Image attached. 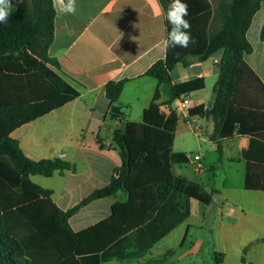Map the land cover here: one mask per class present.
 Segmentation results:
<instances>
[{
    "label": "trees",
    "instance_id": "16d2710c",
    "mask_svg": "<svg viewBox=\"0 0 264 264\" xmlns=\"http://www.w3.org/2000/svg\"><path fill=\"white\" fill-rule=\"evenodd\" d=\"M160 1L167 12V0ZM204 2L207 10L204 39L199 45L168 48L166 58L151 66L146 75L174 93L167 103L172 105L184 89L194 84L173 86V66L184 62L189 55L206 60L224 50L215 86V105L212 109L203 106L190 109L189 114L212 117L218 139L252 135L262 127L247 124L244 119L247 113L242 112L248 110L242 109L244 103L239 102V93L246 89L255 96L259 94L257 86L264 90V84L245 61V56L253 51L247 32L264 0L227 3L220 9L221 28L210 36L208 23L214 14L209 0ZM188 11L185 19L191 23L192 17L200 12ZM55 13L53 0H20L7 23H0V264H102L114 258L140 259L190 216L192 199L209 206L216 190L210 192L202 184L175 174L174 164L188 160L185 155L173 152L180 118L175 111L170 115L161 112L159 88L144 111L143 121H128L123 132L115 133L122 166L119 176L113 177L107 186L64 211L54 202L53 190L32 181V176L49 178L56 172L75 170V166L62 159L28 158L19 141L11 136L20 127L80 97V92L59 73L65 60L51 58L48 53L55 38ZM168 27L170 31L169 23ZM127 82L126 79L110 81L105 87L110 102L108 116L112 120L127 118L118 104ZM255 107L253 111L261 109L259 105ZM218 146L220 149V143ZM243 158L245 189L264 191V142L250 138ZM120 191L127 198L112 207L109 218L83 231L72 229L70 220L83 207ZM133 232L143 239L138 248L124 253L122 246L130 241ZM172 253L169 251L164 258L150 264H162ZM216 262L224 264V254L217 253Z\"/></svg>",
    "mask_w": 264,
    "mask_h": 264
},
{
    "label": "crops",
    "instance_id": "0c3cea01",
    "mask_svg": "<svg viewBox=\"0 0 264 264\" xmlns=\"http://www.w3.org/2000/svg\"><path fill=\"white\" fill-rule=\"evenodd\" d=\"M231 1L209 0L214 17L208 23V36L221 28L220 9ZM170 2L167 0L168 4ZM182 2L188 4V10L200 12L190 23L194 41L190 45H199L205 35L206 3L204 0ZM76 8L75 14L55 13V38L48 53L51 58L65 60L59 73L80 92V97L11 134L28 158L34 161L62 159L75 166V170L56 172L53 177H31L34 183L53 190L54 202L64 211L74 208L94 191L107 186L113 177L119 176L122 159L121 149L114 142L115 133L123 132L128 121H143L144 111L151 105L158 88L162 104H167L174 95L168 87L159 86L155 78L146 75L151 66L166 58L168 51L162 44L169 27L160 0H76ZM252 19L247 39L253 51L245 56V61L264 84V2ZM224 52L220 50L206 60L189 55L184 62L173 66V86L194 83L191 88L184 89L180 97L191 100L190 109L199 106L212 109L215 105V86ZM124 79L128 82L118 104L123 107L126 117V110H130L131 119L112 120L108 116L110 102L104 90L110 81ZM257 89L259 94L255 96L246 89L239 93V102L245 104L242 109L248 111L242 112L237 107L238 111L247 113L244 118L247 124L262 127L252 135L236 134L232 138L218 139L212 117L177 112L180 119L173 152L185 155L188 161L178 162L172 168L177 176L202 184L210 192L216 190L214 195L222 201L219 205L215 196L211 205H205L195 226L200 230L208 228L209 250L215 256L224 254V264H229L232 252L235 257L245 256V264H264V191L244 187L246 161L243 151L250 138L264 142V90L259 86ZM256 105L261 109L253 111ZM135 106L137 118L132 119ZM197 127L201 129V135L196 131ZM196 156L201 158V170L196 168ZM234 181L241 185H228ZM126 198L120 191L115 196L89 203L71 218L72 229L83 231L109 218L112 207ZM198 203L192 199L190 216L140 259L122 261L114 258L102 264H150L164 258L169 251L173 252L171 255L175 254V248L182 249L186 244L192 245L194 250L200 248L204 242L195 239L190 224L191 219H195V206L200 209ZM129 238L130 241L122 246L124 253L138 248L143 239L137 232ZM167 263L166 259L162 264Z\"/></svg>",
    "mask_w": 264,
    "mask_h": 264
},
{
    "label": "clouds",
    "instance_id": "9594fccd",
    "mask_svg": "<svg viewBox=\"0 0 264 264\" xmlns=\"http://www.w3.org/2000/svg\"><path fill=\"white\" fill-rule=\"evenodd\" d=\"M53 9L61 14H75L77 11L76 0H53ZM14 11L10 0H0V23H7ZM189 15L188 4L182 0H171L165 15V19L171 25V29L162 44L165 49L183 47L187 48L194 43L190 29V22L185 19Z\"/></svg>",
    "mask_w": 264,
    "mask_h": 264
},
{
    "label": "rangeland",
    "instance_id": "374dc122",
    "mask_svg": "<svg viewBox=\"0 0 264 264\" xmlns=\"http://www.w3.org/2000/svg\"><path fill=\"white\" fill-rule=\"evenodd\" d=\"M10 3L13 5L14 9L17 8L18 4H19V0H10ZM125 98V97H124ZM127 113V117L129 119H131L130 116V110H126ZM137 107L135 106L134 108V113L132 116V119H136L137 117ZM177 173H180V169L177 168L176 169ZM228 185L231 186H240L241 182L238 181H234ZM216 195H214L215 197ZM217 202H219V205L221 204V200L219 197H217ZM200 204V209L197 208L195 206L194 208V215H195V219H191V232L194 235L195 239H201L204 243H201L202 246L199 248L197 247L195 250L193 248L192 245L186 244V246L184 248H175V254L173 255H169L167 260L168 263L167 264H216V256L214 253L210 252V248L208 247V240L210 239V231L208 230V228H205L203 230H200L197 226H195V224L198 222V218L202 217V212L201 209L205 208V205H203L202 203H198ZM216 206V203H214V208ZM206 219H208V217L206 216ZM233 253V252H232ZM230 253V260H229V264H245L246 262V257L245 256H241L239 255L238 257H235V253L232 254ZM244 260H242V258ZM249 264V263H248Z\"/></svg>",
    "mask_w": 264,
    "mask_h": 264
},
{
    "label": "built area",
    "instance_id": "2783aa9c",
    "mask_svg": "<svg viewBox=\"0 0 264 264\" xmlns=\"http://www.w3.org/2000/svg\"><path fill=\"white\" fill-rule=\"evenodd\" d=\"M191 108V100L188 97H182L176 101L175 104H162L161 105V112L165 115H170L172 112H185L189 114V110ZM199 135H201V129L197 127V130ZM196 162V168L198 170H201L203 168V164L201 162V158L199 156H196L195 158Z\"/></svg>",
    "mask_w": 264,
    "mask_h": 264
}]
</instances>
